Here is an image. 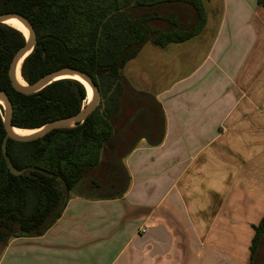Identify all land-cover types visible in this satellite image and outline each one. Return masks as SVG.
Masks as SVG:
<instances>
[{
  "label": "crops",
  "instance_id": "0c3cea01",
  "mask_svg": "<svg viewBox=\"0 0 264 264\" xmlns=\"http://www.w3.org/2000/svg\"><path fill=\"white\" fill-rule=\"evenodd\" d=\"M207 3L203 32L170 51L180 67L205 42ZM210 35L198 64L159 89L144 59L133 65L131 84L160 103L165 134L124 158V196L73 195L43 236L11 238L0 264H250L264 218V7L221 0Z\"/></svg>",
  "mask_w": 264,
  "mask_h": 264
},
{
  "label": "trees",
  "instance_id": "16d2710c",
  "mask_svg": "<svg viewBox=\"0 0 264 264\" xmlns=\"http://www.w3.org/2000/svg\"><path fill=\"white\" fill-rule=\"evenodd\" d=\"M210 0H0V14L16 13L32 24L37 45L21 66L32 85L62 68L88 74L101 100L74 128L18 142L6 137L0 106V254L11 238L43 236L62 216L72 195L91 200L120 199L130 176L123 164L140 139L161 144L165 116L160 103L136 90L124 70L145 45L165 48L199 36L207 25ZM264 7V0H257ZM19 30L0 24V89L13 104L12 125L37 130L79 113L85 86L73 79L53 82L40 92H17L9 78L15 54L26 44ZM19 171L11 173L8 165ZM264 228L255 226L251 263Z\"/></svg>",
  "mask_w": 264,
  "mask_h": 264
},
{
  "label": "water",
  "instance_id": "95a60500",
  "mask_svg": "<svg viewBox=\"0 0 264 264\" xmlns=\"http://www.w3.org/2000/svg\"><path fill=\"white\" fill-rule=\"evenodd\" d=\"M10 19H16L20 21L29 32V35L26 36L27 38L26 44L15 54L10 64V67H9V78L12 82L13 88L17 92L25 94V95H33V94L40 92L45 87L52 84L53 82L61 80L60 79L61 76H64V75L80 76L85 80V82L93 90V98L91 102L87 104V107L85 108L84 106V108L76 115L55 120L53 122L46 124L40 129L32 130V131H36V133L27 135V136H22V135H17L15 133V129H19V128H15L12 125L13 104L10 100V97L4 90L0 89V99L4 101V106H1V107L3 108V111H4L3 113L4 125H5V129L7 132L5 140H4V144H3L4 153H6V143L8 139H12L18 142L35 141V140L45 137L48 133H50L53 130L74 128L78 124L84 123L97 109L100 103V100H101L100 91L98 87L96 86L95 82L92 80V78L88 74L82 71H79V70L72 69V68H62V69L53 71L51 73H48L47 75L43 76L42 78H40L38 81H36L32 85L27 84L25 81H24L25 82L24 85L20 84L17 81V72L18 70H20V75H21V66H22L23 61L25 60L26 57H28V55H30L34 51L37 45V35H36V32L32 24L26 17L20 14H16V13L0 14V24H5V22ZM83 85L85 86V84ZM85 88L87 91L86 86ZM8 165H9V168L12 174L17 175V176H20L23 174V171L16 170L9 161H8Z\"/></svg>",
  "mask_w": 264,
  "mask_h": 264
},
{
  "label": "rangeland",
  "instance_id": "374dc122",
  "mask_svg": "<svg viewBox=\"0 0 264 264\" xmlns=\"http://www.w3.org/2000/svg\"><path fill=\"white\" fill-rule=\"evenodd\" d=\"M207 8L209 11L208 12V14H209L208 27L210 30H208L209 32L206 33L205 36H207V37L205 38V42L202 45V47L199 48V51L196 50V51H193L191 54H189V53L187 54V56H186L187 65L186 66L182 65V67H180L177 63L181 62L183 64L184 63L183 59L178 60L177 58H175L176 56L174 55V53L170 52V51H172V47H177L178 44H173L172 46H170L171 48L168 50L153 48V46L151 44H148L143 48L141 54L139 55L138 60H136V59L132 60L129 63L128 68L126 69V72L124 75H125L126 79L129 81V83L130 84L132 83L133 85L135 84V66H133V65H135V63L137 61H139V59H144L145 66L150 67L151 72H152V74H150V76L151 75L153 76V77H151L153 79V81H148V83L155 84L156 89L161 88L163 85H165L168 82H170L171 80H173V78H175L181 72L191 71L192 68H194L198 64V62L200 61V58L203 55V50L207 46L209 47V45H210V40L212 38V35H210V32H211V29L213 28V26H215V22H216L218 16L220 15L221 0H211V2L208 1ZM194 43H196V42H190V45H195ZM185 46H183V47L185 48ZM186 47H188V46H186ZM149 52H154L155 56L153 55L154 57L153 56L148 57L147 54ZM167 63L176 65L177 74H175V72H172V74H169V68H168L169 64H167ZM164 69H165V73H164ZM145 92L150 93L148 91H145ZM90 102L91 101L86 102L85 108L87 107V104ZM123 164H124V161H123ZM72 196H71V198H72Z\"/></svg>",
  "mask_w": 264,
  "mask_h": 264
},
{
  "label": "bare ground",
  "instance_id": "6f19581e",
  "mask_svg": "<svg viewBox=\"0 0 264 264\" xmlns=\"http://www.w3.org/2000/svg\"><path fill=\"white\" fill-rule=\"evenodd\" d=\"M5 25H8V26H10V27H12L14 29H17V30L21 31L25 36H28L29 35L28 30L23 26V24L20 21H18L16 19L7 20L5 22ZM60 79H75V80H78V81L82 82L87 87V101H91L92 100V98H93V90L85 82V80L82 77H80V76H66V75H64V76H61ZM17 81L20 84H22V85L25 84L23 78L20 75V70H18V72H17ZM0 106H4V101L2 99H0ZM15 133L17 135L27 136V135H31L33 133H36V131L23 130V129H15Z\"/></svg>",
  "mask_w": 264,
  "mask_h": 264
},
{
  "label": "flooded vegetation",
  "instance_id": "af4514ba",
  "mask_svg": "<svg viewBox=\"0 0 264 264\" xmlns=\"http://www.w3.org/2000/svg\"><path fill=\"white\" fill-rule=\"evenodd\" d=\"M252 264H264V228H263L261 237L258 241L256 252L254 255V260Z\"/></svg>",
  "mask_w": 264,
  "mask_h": 264
}]
</instances>
